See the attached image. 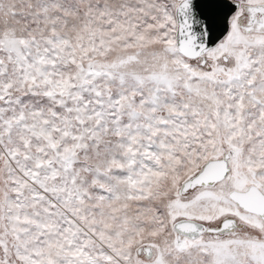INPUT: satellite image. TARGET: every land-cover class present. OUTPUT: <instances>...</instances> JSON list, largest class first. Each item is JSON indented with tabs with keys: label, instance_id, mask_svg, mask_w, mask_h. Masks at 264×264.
Wrapping results in <instances>:
<instances>
[{
	"label": "snow or ice",
	"instance_id": "obj_1",
	"mask_svg": "<svg viewBox=\"0 0 264 264\" xmlns=\"http://www.w3.org/2000/svg\"><path fill=\"white\" fill-rule=\"evenodd\" d=\"M0 264H264V0H0Z\"/></svg>",
	"mask_w": 264,
	"mask_h": 264
}]
</instances>
